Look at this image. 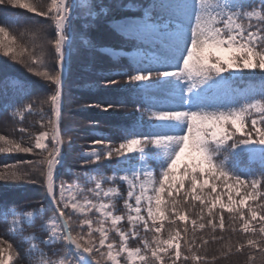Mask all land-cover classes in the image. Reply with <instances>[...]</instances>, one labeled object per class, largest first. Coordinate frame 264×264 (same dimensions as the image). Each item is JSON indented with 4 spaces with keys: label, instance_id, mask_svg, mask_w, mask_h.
I'll use <instances>...</instances> for the list:
<instances>
[{
    "label": "snow or ice",
    "instance_id": "6c2138e0",
    "mask_svg": "<svg viewBox=\"0 0 264 264\" xmlns=\"http://www.w3.org/2000/svg\"><path fill=\"white\" fill-rule=\"evenodd\" d=\"M5 2L46 18L31 29L30 47L10 34L16 21L5 17L0 51L50 94L4 105L14 116L37 115L32 127L39 128L20 127L18 140L0 135V153L37 157L4 165L0 182L44 187L49 204L25 213L29 226L41 220L45 234L29 237L38 243L25 249L15 243L21 216L0 201L12 216L0 235V264H26V257L27 264H229L233 256L264 264V0H87L86 11L83 0ZM101 19L135 49L100 48L130 63L84 86L129 93L138 115L118 144L101 133L81 156L82 167L115 160L112 175L93 169L81 174L84 185L57 183L75 147L64 139V86L74 56L96 48L87 33ZM257 76L259 87L250 85ZM9 81L15 78L6 74L0 89ZM31 94L27 83L16 85L19 101ZM86 107L107 113L118 105ZM40 246L59 259H43L41 250L32 261Z\"/></svg>",
    "mask_w": 264,
    "mask_h": 264
},
{
    "label": "trees",
    "instance_id": "16d2710c",
    "mask_svg": "<svg viewBox=\"0 0 264 264\" xmlns=\"http://www.w3.org/2000/svg\"><path fill=\"white\" fill-rule=\"evenodd\" d=\"M25 2H31V0H25ZM105 3H107V0H104ZM125 3H128L129 0H124ZM131 2L134 3H144L146 0H131ZM122 13H118L120 15ZM127 14H133V13H127ZM5 17L12 18L16 21V24L13 25L9 31L11 35H16L18 42L22 40L23 43L26 45H30V41L32 40V32L31 29L34 26H39L41 24L47 23L45 17H41L36 15L35 13L28 12L25 9H20L18 7L10 6L6 2L4 4H0V22L5 21ZM74 27L77 31L80 30V22L76 21ZM51 29H49V32L51 33ZM21 33H23V36L21 37ZM88 37L91 39V41L96 45V48L92 51H81L79 54L75 55L73 58V62L76 60V72H81L83 75H88L87 77H92L95 81L100 78V73L107 72L109 70H118L121 67H127L129 64L127 62L126 58L119 57L116 60H113L109 56H107L105 53L99 51L100 48L103 47H116L120 48L123 47L124 51H131L133 49L134 42L126 41L123 38H121L119 35H117L112 29L109 28L106 21L103 19L98 20L92 24V27L89 29L87 33ZM82 43V42H81ZM87 55H91L94 57V59H98L100 63H97L92 66H87ZM74 70V69H72ZM71 70V71H72ZM8 74L15 78V81L19 83H27L28 86L32 90V94L30 97L25 98L23 101H19L18 96L16 95V90L11 89V82H8V88L5 91L4 89H0V135H6L10 139H20L21 134L19 133L18 129L20 127H26L28 130L32 133H35L39 125H36V127H32L33 123L39 119L37 115H28L27 113L24 114V117L21 119L22 122H18L17 117L13 115L14 108H10L5 110L4 105L6 103H13L16 106H19V103H26L28 99H34L36 97H46L50 94V91H46L44 88L40 87L42 81L39 80V78L32 76L30 73L27 72V70L23 67V65L17 63L16 61H12L8 57L3 56V52L0 51V80L3 79V77ZM82 77V76H81ZM83 78V77H82ZM119 79V78H118ZM261 76H257L254 80L249 81L248 83H256L258 80H261ZM70 81H72L71 84ZM85 81L80 78L74 79L71 76V73L68 72L67 76V82L64 86V101H63V120H62V127L67 129V135L71 134L74 128H78L77 126H73L72 123H75L73 120L74 117L77 116V113L73 110L77 107L88 105V104H106V103H112L115 105H118L116 108L115 113L109 111V114L103 115V116H93L95 122L100 123L99 120H102L104 118V121L100 123V126L104 127L103 135L115 141L116 143L119 142V140L122 138L123 133L121 131V128L129 125L138 115V113L133 114L134 108H135V102L132 99L131 95L129 93H124L120 91H87V90H75L76 87L84 84ZM115 89V88H112ZM103 95L104 100L101 98ZM84 98L86 100H84ZM93 98L94 100H92ZM100 98V99H99ZM91 99V100H88ZM87 101V102H86ZM93 101V102H90ZM123 104V107H119V105ZM46 110H47V106ZM85 112H82L81 115H84ZM95 124L94 122H92ZM74 127V128H73ZM65 136V140L68 139V136ZM84 135V134H82ZM73 137V136H72ZM100 137H97L96 139H99ZM74 140V139H73ZM75 145L76 147L78 145H82L88 142L87 138H75ZM78 144V145H77ZM70 154L77 155V152L73 149L70 153H68L65 157L64 163H71V160H75L74 158H70ZM22 160H34L37 159L36 156L33 159H28V154H21L20 155ZM5 160L4 162L0 160L1 165H13L18 161V153H11V154H5L2 156ZM64 168V166H63ZM62 170V169H60ZM59 170V171H60ZM59 177V174H58ZM64 178V175H63ZM27 181H20L16 182L15 185H22L26 183ZM34 191V190H32ZM28 195L25 194L24 190H20L17 194L5 195L0 197V201H7L8 205L10 203L13 204V207L22 208L23 207V201L27 199ZM12 197V202L10 201V198ZM40 199L44 200V196L42 194L40 195ZM46 199V197H45ZM47 199L46 202H44V205L47 206ZM21 204V205H20ZM3 213V210H0V216ZM225 218L227 220V217L229 216V213L227 211L224 212ZM238 227V225H237ZM225 235H228V232H225ZM237 239L236 236L232 237V241L235 242ZM217 246L213 245L210 248V252L214 251ZM245 257L244 256H233L232 260L229 262V264H244Z\"/></svg>",
    "mask_w": 264,
    "mask_h": 264
},
{
    "label": "rangeland",
    "instance_id": "374dc122",
    "mask_svg": "<svg viewBox=\"0 0 264 264\" xmlns=\"http://www.w3.org/2000/svg\"><path fill=\"white\" fill-rule=\"evenodd\" d=\"M83 2L85 4L84 11H86L87 10V8H86L87 0H83ZM134 49H135V44L133 45V49L131 51H125V52H134ZM120 57L126 58L127 62L130 63L129 58H128L127 55H123V56H120ZM86 58H87V66H89V67L94 65V63L95 64L100 63V61L98 59H94V57H92L91 55H87ZM72 69H74V70H72ZM69 72L71 73L72 78L77 79V80H78V78H80L81 80L83 79L85 81L84 84L76 87L75 90H87V91H94V92L95 91H102V92L103 91H105V92H110V91L115 92L116 91L115 89H102V88L101 89H91L90 90L89 88L85 87L84 85H86V84L87 85H91L92 83L95 82V80L92 77H87L88 75H83L79 71L76 72V60L74 62L72 61L70 69H69ZM260 82H261V80H258V82L251 83L250 85H254L256 87H259ZM71 83H72V81H70L69 84H71ZM11 84H12L11 89L12 90H16V85L19 84V82L14 81V82H11ZM101 98L104 100L103 95L101 96ZM91 99L94 100L93 98H91ZM91 99H88V100H91ZM84 100H86V99L84 98ZM94 101H96V100H94ZM91 102H93V101H91ZM98 104H100V103H98ZM93 105H95V103ZM73 111L77 113V116L74 117L73 120L75 121V123H72V125L73 126H77L78 125L77 126L78 128H74L73 127L74 128L73 131L72 132L70 131L71 134H69L67 136L68 137L69 136H71V137L73 136L72 138L74 140H75V138H78V137L87 138L88 142L85 143V144H82V145H78L77 144L78 145L77 147L75 145L74 150H75V152H77V155L73 156V154H70V158L72 157L75 160H71V163H68V164L65 163L63 165L64 168L62 166V167H60L58 169L59 177H58L57 183H59V181H65V182H67L69 184L79 183L81 185H84V184H86V181H85V179L83 178V176L81 174L86 172V171L89 172V174H92V170L93 169H97L100 173H102L105 176L112 175L113 174L112 168H113V166L116 163L115 160H113L111 162L105 160V161H102V162H98L97 164L85 165L83 167L81 165V156H82V154L84 152H87V151L90 150V142L92 140L96 139L97 137H100L101 133H103L102 130H104V127L100 126V123L104 121V118L102 120H99L100 123L97 124V122H95L96 119H94L93 116L99 117V116H103V115L109 114V112L105 113V112L99 111V110H97L95 108H87L86 105L77 107ZM109 111L115 113L116 110L115 111L109 110ZM82 112H85V114L81 115ZM91 115H93V116L91 117ZM16 117H17L18 122H22L21 121V119H22L21 116L16 115ZM92 122H94L95 124H93ZM82 134H84V135H82ZM67 140H65L66 143H67ZM119 142H120V140H119ZM5 154H11V153H0V160L3 161V162H4L5 159L2 156L5 155ZM21 154H25V153H18V156H19L18 157V161L22 160V159H20L21 158V156H20ZM28 155H29L28 159L35 158V157H32V156H35L33 154H28ZM134 163H135V161H134ZM247 164H248V161L245 159L244 165H247ZM244 165H242V166H244ZM3 166L4 165L0 164V170L3 169ZM251 166L258 169L259 168V163L258 162H253L251 164ZM153 167H155V165H153ZM60 169H62V170H60ZM63 175H64V178H63ZM78 175L81 176V178L79 180L77 179ZM87 186L88 187H93L94 184L88 183ZM110 186H113V185L107 184V183L104 185L105 188L110 187ZM124 187H126V186H124ZM20 190H24L25 194L28 195V197L26 196L27 199H25L23 201V203H21V204H23V207L22 208H17V207L15 208V207H13V204L10 203L9 204V208H14L15 211L21 216V218L23 220V229H24V231L22 233L18 232L16 234L15 243L18 244V245H21L23 248L27 249V248L30 247V245L32 243H38V241H30L28 239L29 237H31L32 235H36V236H38L40 238H44L45 234L38 231V227H39V224L41 223V220L39 218H37L35 220V225L34 226H29V218L25 215V213L27 211L35 212V210L40 205H44V202H46V199H45L46 196H45L44 187H41L39 185H34V184L26 182V183H24L22 185H15L14 184V185L5 186L4 182H0V197L1 196H5L6 194L10 195V196L13 195V197H14V194H17ZM32 190H34V191H32ZM122 190H123V187H122ZM41 194H42V196H44V200L45 201L40 199V195ZM125 195H126V192H125ZM226 199L227 198L225 197V200ZM12 200L13 199L11 197L10 201L12 202ZM48 204L49 203H47V206H48ZM118 208H119V210L123 211V202H122V200L119 202ZM50 215H51L50 211L46 213V216H50ZM11 221H12V216L11 215H5L4 212L1 214V216H0V235L6 234L8 232V229L11 226ZM41 250H43L44 253H45V256L43 257V259H52V260L59 259V257H57V256H52L49 249L43 248V246H40L37 249V251L34 253V255L31 257L32 261L38 262V261H40L42 259V257L40 256V251ZM28 259L29 258L26 257V264H27V260Z\"/></svg>",
    "mask_w": 264,
    "mask_h": 264
}]
</instances>
